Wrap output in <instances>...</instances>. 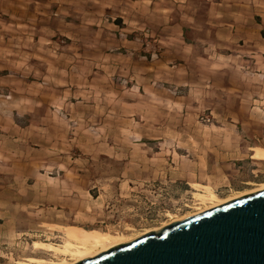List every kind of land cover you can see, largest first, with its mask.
<instances>
[{
  "label": "rangeland",
  "instance_id": "1",
  "mask_svg": "<svg viewBox=\"0 0 264 264\" xmlns=\"http://www.w3.org/2000/svg\"><path fill=\"white\" fill-rule=\"evenodd\" d=\"M251 4L242 23L264 34ZM168 5H0V264L64 258L50 247L71 228L130 240L264 183V41L255 58L223 48L206 7Z\"/></svg>",
  "mask_w": 264,
  "mask_h": 264
},
{
  "label": "water",
  "instance_id": "2",
  "mask_svg": "<svg viewBox=\"0 0 264 264\" xmlns=\"http://www.w3.org/2000/svg\"><path fill=\"white\" fill-rule=\"evenodd\" d=\"M76 264H264V190Z\"/></svg>",
  "mask_w": 264,
  "mask_h": 264
},
{
  "label": "crops",
  "instance_id": "3",
  "mask_svg": "<svg viewBox=\"0 0 264 264\" xmlns=\"http://www.w3.org/2000/svg\"><path fill=\"white\" fill-rule=\"evenodd\" d=\"M6 1L0 0V5H3V2ZM251 2H254V0H168V6L183 9L188 7H193L194 9L206 7V16L202 15L206 17L204 22L209 24L219 22L218 27L212 30L210 37L220 40L223 48H226L225 45L228 42L241 40L246 46V50H249L251 55H254L252 58H255L263 54L261 41H264V34L256 29L258 25L254 22H250L249 27H245L241 18L242 15L248 13L249 9L253 8ZM222 9H224V12H218ZM250 12L256 15L254 11ZM221 56L223 57V55ZM256 152L263 154L264 150L258 148Z\"/></svg>",
  "mask_w": 264,
  "mask_h": 264
},
{
  "label": "bare ground",
  "instance_id": "4",
  "mask_svg": "<svg viewBox=\"0 0 264 264\" xmlns=\"http://www.w3.org/2000/svg\"><path fill=\"white\" fill-rule=\"evenodd\" d=\"M264 155V152H263ZM264 190V183L261 184L258 188L247 191L244 193H240L234 197H230L227 199H220L217 197L213 192H210L208 196L203 195L202 199L204 201H207L205 203V206L203 208H200L197 212L186 215L181 219L175 220L172 223H176L179 221H182L183 219H186L187 217L198 215L200 213L206 212L210 209L216 208L218 206L224 205L228 202L249 196L251 194L260 192ZM204 204V203H203ZM159 231V230H158ZM69 234L70 238L69 240L74 244V245H67V246H51L50 249L53 252L60 253L64 255V258H61L60 260L57 261H50L46 262V264H76L78 262H81L83 260L93 258L97 256L100 253H103L111 248H114L119 245L127 244L135 239L142 237L146 234H143L142 236L135 237L130 240H124L122 242L119 241H111L108 237L103 236V235H97L79 228H71L69 229ZM67 257L71 258L70 260L66 259Z\"/></svg>",
  "mask_w": 264,
  "mask_h": 264
}]
</instances>
